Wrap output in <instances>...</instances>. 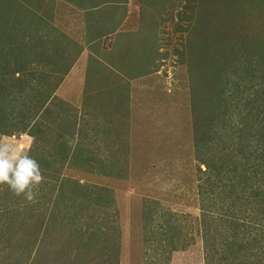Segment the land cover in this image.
Wrapping results in <instances>:
<instances>
[{
	"label": "rangeland",
	"instance_id": "rangeland-1",
	"mask_svg": "<svg viewBox=\"0 0 264 264\" xmlns=\"http://www.w3.org/2000/svg\"><path fill=\"white\" fill-rule=\"evenodd\" d=\"M257 1L0 0V142L44 177L32 200L0 184V264L264 263V246L226 245L257 227L224 174L232 137L264 136ZM244 150L254 179L259 149Z\"/></svg>",
	"mask_w": 264,
	"mask_h": 264
},
{
	"label": "trees",
	"instance_id": "trees-1",
	"mask_svg": "<svg viewBox=\"0 0 264 264\" xmlns=\"http://www.w3.org/2000/svg\"><path fill=\"white\" fill-rule=\"evenodd\" d=\"M257 2H262V0H258ZM198 44L199 43H196V45H198ZM260 51L261 52L259 54L264 56L263 55L264 49L263 50L261 49ZM223 53H221V55ZM215 60L212 61L210 69H212L211 71H213V78H212V80L214 81L213 84L217 83L216 85L218 86L217 88L219 89L220 88V85H219L220 82L218 84L217 78H220V75H218V73H219L218 70L222 69V66L221 65L219 66L218 64H214ZM199 79H201V77ZM199 79H197V80H199ZM221 93L222 92L220 89L219 90V96H218L216 101L219 100ZM214 115L215 114L210 116V120H216V116L213 117ZM207 136H209V135H207ZM262 137L263 138H261V139L256 138L255 145L252 144V142H254L253 137H250L249 135L247 137H242V135H238V137H232L233 140H230V144H233L232 149H233L234 153L232 154L233 157L230 158L229 166L227 167L226 170L224 169V174L227 177L228 183L232 185L233 191L239 190L242 193H244L246 190H249L250 195H251L250 201L251 202H255V201L257 202V203L255 202V207L253 205H252V207H250L251 211H253V214L255 216L254 220L256 222L255 225L257 227V228L254 227L255 228V230H254L255 234L250 238H248V237L245 238V236H244V238H242L241 241L236 240V239H235V242H233L234 240H226V245L230 246V247L234 246L235 243H239L238 248H244V249L249 248V247L252 248V246H256L257 244H259L257 247L260 249L262 246H264V235L262 234V230L259 229V228H262L261 226L263 224V219H261V217H263V214H264V189L260 188V186L264 185V168L258 170L255 174L254 179H253V176L249 172V168H251V165H249L250 160H248L249 156H251L252 153H248L244 150V148H246V147L256 146V148H258L259 151L255 152L253 154L252 159L257 158L259 160L258 165H264V136H262ZM202 138L203 137L201 136V138H199V140H197V142H196L198 145V148H202V151L199 154H201L202 152H203V154H205L204 149H203L204 145H201V144H203V143H201ZM244 142H247V143H244ZM234 149H237V150H234ZM213 157L214 156L210 157L209 155H208V157H205L203 159H201L200 156L198 157L199 159L196 157L197 160H199L202 164H205L208 167V171H207L209 173L207 176L208 179H210L211 174H213V169H214V163H213L214 158ZM223 163H224V161L221 160V166ZM3 190H4V188H3ZM229 193H231V190L229 191ZM259 214L261 217L259 216ZM232 217L235 218V215L232 214L231 219H232ZM40 220H43V219H40ZM231 221L233 223H236V221L233 219ZM257 222H258V224H257ZM228 224L230 225V221ZM243 224L245 225V223H243ZM84 235H86V238H84V240L88 239L87 238L88 235L87 234H84ZM106 236H108V235L106 234ZM106 236H105V240H108V237H106ZM261 252H264V251H261ZM260 262H261L260 259H256L255 264H260ZM261 264H264V263L261 262Z\"/></svg>",
	"mask_w": 264,
	"mask_h": 264
},
{
	"label": "clouds",
	"instance_id": "clouds-1",
	"mask_svg": "<svg viewBox=\"0 0 264 264\" xmlns=\"http://www.w3.org/2000/svg\"><path fill=\"white\" fill-rule=\"evenodd\" d=\"M44 179L40 165L27 153L17 151L7 142H0V184H6L16 195L34 198V187Z\"/></svg>",
	"mask_w": 264,
	"mask_h": 264
},
{
	"label": "crops",
	"instance_id": "crops-1",
	"mask_svg": "<svg viewBox=\"0 0 264 264\" xmlns=\"http://www.w3.org/2000/svg\"><path fill=\"white\" fill-rule=\"evenodd\" d=\"M121 26V22H120V24L117 26V27H115L114 28V31L116 32L117 30H120V27ZM115 32H112V31H109V32H107V34H105L103 37L105 38L106 36H109L110 37V35L112 34L113 35V33H115ZM108 48V47H107ZM83 67H84V69H83ZM84 71H85V73H86V67L85 66H83V63H82V61L81 62H75L74 64H72L71 66H69L68 67V71H66V76H67V79H66V76H65V78L63 79V81H62V83H61V85L63 84V86H65L66 84H72L73 83V77L74 78H77L78 76L79 77H81V76H83V73H84ZM138 76H136V78H134L135 80H130V81H127L126 79H125V82H128V83H130V82H132V81H134L135 82V86L137 85V83H141L142 82V80H143V82H142V84H144V80H146V79H143V77L144 76H142V75H140V73H138L137 74ZM120 76V78H119V80L120 81H122V82H124V80H123V78L121 77V75H119ZM69 78L72 80V82L69 80ZM139 79H142V80H139ZM139 80V81H138ZM86 81H87V79H86ZM65 83V84H64ZM86 83V82H85ZM74 85L75 84H77V81L75 80L74 81V83H73ZM91 86H90V88H93V84L91 83L90 84ZM145 85V84H144ZM81 87H82V85H81ZM138 87H140L141 88V86H140V84H139V86ZM83 88H85L86 89V84H83V87H82V89ZM89 88V89H90ZM74 89H77V86L75 87L74 86ZM81 89V90H82ZM60 90H63V89H60ZM59 90V91H60ZM87 90V89H86ZM127 98H126V101H127V103H128V105H127V108H124V111L121 109V107L118 105L119 103H117V106H119V108H120V111L118 112V114L121 116V118L123 119V118H126V120H127V122H128V118L130 117V115H131V111L129 110V108H133L134 106H136V103H133V104H130V102H131V100H132V97H135V93H134V91L133 90H131V87L130 86H128V91H127ZM136 102V101H135ZM136 108V107H135ZM135 112V111H134ZM134 112H132V114H140V113H145V109H144V111L142 112V110H141V112L140 113H134ZM124 120V119H123ZM125 122V121H124ZM31 136H34V134L33 133H31L30 134Z\"/></svg>",
	"mask_w": 264,
	"mask_h": 264
}]
</instances>
